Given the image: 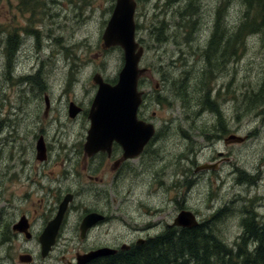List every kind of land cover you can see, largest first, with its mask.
Instances as JSON below:
<instances>
[{"label":"rangeland","instance_id":"1","mask_svg":"<svg viewBox=\"0 0 264 264\" xmlns=\"http://www.w3.org/2000/svg\"><path fill=\"white\" fill-rule=\"evenodd\" d=\"M43 1L35 7L44 17L41 21L28 18L32 16L24 12L28 2L0 0V39H4L0 46V211L13 217L19 205L45 216L46 206L40 201L45 192L39 188L29 192L32 181L38 187L52 181L57 189L50 195L58 202L69 190L75 200L60 248L43 258L39 241L24 238L15 246L18 252H32V264H58L63 251L71 257L78 246L130 243L137 235L152 232L155 224L172 222L181 209L191 210L200 222L219 211L221 220L212 225L215 229L221 222V237L233 244L242 231L243 205L264 217V97L257 104L249 98H256L253 95L264 79V38L246 36L235 57L225 63L219 59L207 67L202 56L219 9L226 18L239 17L241 0H196L194 16L183 7L186 0H136L135 19L140 24L136 38L144 48L140 67L149 70L143 76V90L148 93L143 109L157 133L146 154L119 171H112L111 160L102 158L83 167L81 154L90 123L84 113L75 118L68 113L70 101L90 106L98 89L95 73L109 82L115 76L116 82L124 65L123 48L104 47L102 39L116 0ZM28 27L31 31H26ZM12 35H18L21 43L13 65L8 66L3 44L11 47L7 41ZM39 69L41 85L21 78L35 76ZM185 82L194 92L191 101L178 95L177 88ZM202 88L217 99L221 116L202 105ZM46 93L51 100L47 115ZM200 99L201 110H197ZM218 124H222L219 133ZM198 129L219 135L207 141ZM42 133L49 142L47 163L36 160V142ZM233 135L242 140L227 139ZM220 157L221 162L216 160ZM77 160L79 171L72 178V173L63 172L64 164L73 171ZM213 164L215 168L207 167ZM20 190L24 202L19 203ZM106 203H113L115 217L82 240L75 232L81 216L87 208H106Z\"/></svg>","mask_w":264,"mask_h":264},{"label":"trees","instance_id":"2","mask_svg":"<svg viewBox=\"0 0 264 264\" xmlns=\"http://www.w3.org/2000/svg\"><path fill=\"white\" fill-rule=\"evenodd\" d=\"M20 1L22 4L28 2L24 12H30L32 16H28L29 19L37 18L43 21L44 17L35 12V7L44 5L43 0H36L34 4L32 0ZM186 1L185 8L189 11V16L197 14L196 0ZM38 2L41 4H37ZM240 3L243 4L244 9L242 8L239 17L226 18V13L219 9L213 32L202 50L206 64L212 65L215 60L219 59L225 63L234 58L238 46L245 42L246 36L260 34L264 38V0H241ZM192 21L195 20L192 19ZM139 27L140 24L137 23V28ZM30 29L31 27H28L26 31H31ZM36 31L41 32L40 30ZM3 40L0 39V46ZM7 42L11 47L6 48L5 45L3 47L6 52L7 65L11 66L21 38H18V35H12ZM38 76H31V78L41 85L42 81L37 78ZM186 82L177 88L179 89L178 95L183 98V101H191L194 92L190 93L188 89L190 86H187ZM202 91V105L221 116L222 112L216 105L217 99H212L209 89L204 93L202 88L200 93ZM253 96L256 98H249L252 101H257L256 104L264 97V79L259 92L254 93ZM201 99L197 110H201ZM220 122H222L221 118H219ZM220 127L222 129V124ZM242 213V231L233 244H228L221 237L223 236L220 233L221 222L215 225V229L212 225L214 220H221L218 218L220 214L218 211L200 222L197 227L168 229L143 248L120 251L115 256L86 264H264V217H260L254 208L246 204L242 207Z\"/></svg>","mask_w":264,"mask_h":264},{"label":"water","instance_id":"3","mask_svg":"<svg viewBox=\"0 0 264 264\" xmlns=\"http://www.w3.org/2000/svg\"><path fill=\"white\" fill-rule=\"evenodd\" d=\"M136 8V0H116L115 8L102 35L104 47L119 45L123 48L125 61L115 85L106 81L100 73L93 76L98 89L89 111L90 127L84 144V151L89 156L98 152L110 153L115 140L123 148L122 160L135 158L143 152L144 147L156 133L153 122L138 118V108L143 96L138 82L140 77L146 74L147 68L140 67L144 48L136 38ZM77 113L78 110L71 106V117H75ZM230 138L242 140L235 135ZM36 149L38 158L43 160L47 153L43 136L37 141ZM71 196V194L65 196L55 218L48 223L41 236L43 257L49 254L56 242ZM101 218L102 216L95 212L87 214L81 223V236L84 237L86 229ZM175 219L177 225L192 226L198 223L195 214L187 209H182ZM125 248H129V245L121 246V249ZM117 251L116 248L103 247L79 254L76 264H86L94 258L111 255ZM20 259L22 262L30 263L32 256L25 254Z\"/></svg>","mask_w":264,"mask_h":264},{"label":"flooded vegetation","instance_id":"4","mask_svg":"<svg viewBox=\"0 0 264 264\" xmlns=\"http://www.w3.org/2000/svg\"><path fill=\"white\" fill-rule=\"evenodd\" d=\"M207 67H208V63H207ZM148 71L146 72L147 76H148ZM145 75H143V76H145ZM41 76L42 75L40 74L39 77H41ZM143 76L140 77L139 82H138V87L140 90L144 89V87H143L144 77ZM168 81L171 82L170 80H168ZM42 83L43 82H41V84ZM112 84L115 85V76L112 79ZM157 86L158 85L156 84V87ZM96 87H98L97 84H96ZM96 92L93 94L94 96H93V98L90 102V106L88 108H84L80 103H78L76 101H70L69 102V108H71V106H73V107H75L76 110H78V113L76 114L75 117H78L80 114L84 113V114H86V117L88 118L89 123H90L89 111H90L91 105L93 103V100L95 98ZM146 96H148V93L143 90L142 103L138 108V118L142 119L146 122H151L147 119L145 112H144V109H143L145 104H146V101H147ZM45 100H46L45 112H47V110H48L47 106L50 105V107H51V103H50L51 100H50L49 96L47 95V93L45 94ZM50 107H49V109H50ZM75 117H72V118H75ZM217 129H218L216 131L217 133H219L222 130L219 124L217 125ZM198 130H199V132H202V138L204 140H207V141H209L210 139H214L216 137V135H219V134H214L213 132H206L204 129H198ZM156 133H157V127H156ZM156 133L153 136V138L149 141V143L144 147L143 152L135 158L122 160V157L124 154L123 148L121 147L120 144L116 143L115 140L113 141L110 153L98 152V153H95L94 155L89 156L85 153V151H83L81 154V160H82L83 167H86V165L90 163V160H94L96 158H102V159L111 160L112 165L110 167H111L112 171H115V169L117 171H119L131 159L141 158L146 154V151L150 146V142L155 138ZM192 133H193V131L191 132V135L189 136L190 138H192ZM43 135H44L43 133H42V135L40 134V136H43ZM40 136H39V138H40ZM39 138L37 139V141L39 140ZM43 138H44V136H43ZM227 139H231V138H227ZM227 139H226V141H227ZM44 140H45V138H44ZM36 144H37V142H36ZM45 144L47 147V153H46V157L43 160H40L38 158V152L36 149V160L38 163H47L48 162V159L50 156V154L48 155L49 142L46 140ZM218 154H219V156H222V153H218ZM224 159H226V158H224ZM71 160L70 161L67 160L69 165H72ZM216 160L221 162L222 157H220L219 159H216ZM78 164H79V162L77 160V163L73 165L74 166L73 171H68V169L65 167L66 164H64V171L63 172L64 173L70 172V173H72L71 177L76 178L77 175L74 173V171H79ZM213 166H214V168L216 167L215 164H213ZM77 180H78V178H77ZM32 183L33 184L28 185V188H29L28 191L29 192L36 191V190H38V188L41 189L43 192H45V194L42 196L40 201L42 202V206H44V205L46 206V210L44 211L46 215L45 216L40 215L35 210L24 211L22 208L19 207V205L16 207V211H15L13 217H4L1 215L3 213V211H0V264H24L26 262H22L20 257L22 255H25V254L32 256L31 262L26 263V264H32L34 261L33 253L30 251H25V253H23L24 252L23 250H22L23 252H18V250L15 247L16 244H17V242L23 241L24 238H26V240H28V241L36 240V241H39V247H40V250H42V245L40 242L41 236H42L43 232L45 231L48 223L52 219L55 218V216L58 212V209H59V205L64 200L65 196H63V198L61 200L59 198L58 199L59 202H58L54 195H50L51 192H53L54 190L57 189L56 185L52 181L48 180L47 182H42V185H40L39 187L36 184H34L33 181H32ZM60 186L61 185L59 184L58 187H60ZM20 187H23V185H21ZM76 188L78 190L80 189L79 184H77ZM22 192H23V190H20L19 195L16 197V199L18 200L19 203L24 202V196L21 195ZM67 194H71L72 196H71L70 202L67 206L65 216H64L62 223L60 225L59 233L57 235L56 242L46 257H43L41 255L43 258L49 257L50 255H52V253L54 252L55 249L60 248V246H61L60 240H62L61 237H63V235H64L65 225H66V217H67L68 213L71 211L73 202L75 200V193L74 192L72 193V191L69 190V192H67L65 195H67ZM112 204L113 203H110V204L106 203V206H107L106 208H87L85 214L82 215L80 220L78 221V223L76 225V230H75L76 233L79 232V237L82 240H87L89 238L90 234L94 230L98 229L99 227H101L105 224H108L115 217V211L111 208ZM93 212L98 213L99 215L102 216V218L99 219L92 226L87 228L85 233H84V237H82L81 236V223L87 214L93 213ZM175 218L170 223L165 220V222L163 223L164 225H162V226H161V224L159 226H156V224H155L153 229H152V232L150 230H148L145 235L139 234L136 236V240H134L130 243L122 242V244L120 246L115 245V244H104V245L92 246V247L84 248V249H82V247L78 246L75 248L74 253L71 257H68V255L65 253V251H63L59 256L60 261L58 262V264H76L77 263V256L79 254L88 253L90 251H93V250H96L99 248H103V247H111L114 249L116 248L118 251H117V253H114L112 255L94 258L91 260L92 262H95V261L100 260V259L105 258V257L115 256L120 251L123 252V251H129V250H132L135 248H143L151 240L155 239L157 236L161 235L166 230H168V229L178 230V229L183 228L181 226L174 225V222L176 220ZM152 226H153V224H152ZM148 228H150V227H148ZM76 237H77V235H76ZM73 238H74V236L71 239H73ZM67 239H69V238H66V240ZM123 244L129 245V248L121 249V246ZM20 250H21V248H20ZM91 261H89V262H91Z\"/></svg>","mask_w":264,"mask_h":264},{"label":"bare ground","instance_id":"5","mask_svg":"<svg viewBox=\"0 0 264 264\" xmlns=\"http://www.w3.org/2000/svg\"><path fill=\"white\" fill-rule=\"evenodd\" d=\"M186 6V4H184L183 5V7H185ZM114 8H115V6H114ZM113 13V12H112ZM195 26V25H194ZM189 29V28H188ZM192 33V32H191ZM200 34V33H199ZM199 34H197V35H199ZM160 35V34H159ZM161 36V35H160ZM158 40V39H157ZM103 44H104V40H103ZM3 46H4V44H3ZM5 46L6 47H8V44L6 43L5 44ZM40 74H42V69H39L38 70V74L36 73V75H40ZM96 74V73H95ZM94 74V75H95ZM101 74V73H100ZM19 75H21V74H19ZM34 75H35V73H34ZM102 75V74H101ZM31 76L33 77V74L32 75H28L26 78H23L25 81H27L28 80V78H31ZM103 76V75H102ZM15 77V76H14ZM19 77V76H18ZM21 77V76H20ZM23 77H25V76H23ZM167 77V76H166ZM22 78V77H21ZM17 79V78H16ZM32 79V78H31ZM105 79V78H104ZM112 79V78H111ZM19 80L21 81V79L19 78ZM13 81V80H12ZM108 81V80H107ZM19 82V81H18ZM26 84H27V82H26ZM14 85V84H13ZM38 88V87H37ZM25 89V88H24ZM27 89V88H26ZM25 92H28V91H25ZM30 92V91H29ZM32 93V92H31ZM29 94V93H28ZM39 95V94H38ZM75 96V95H74ZM39 97V96H38ZM56 98H58V97H56ZM55 98V99H56ZM66 98V97H65ZM69 98H70V96H69ZM80 98V97H79ZM40 99V98H39ZM42 99V98H41ZM40 99V100H41ZM56 101V100H55ZM63 101V100H62ZM65 101V100H64ZM38 102V101H37ZM35 103V102H34ZM39 103V102H38ZM38 103H37V105H38ZM67 103V102H66ZM40 104H42V103H40ZM56 104V103H55ZM64 104V103H63ZM73 104V103H72ZM77 104V103H76ZM75 105V104H74ZM55 106V105H54ZM49 107H50V105L49 106H47V112H45V115H47V113H48V111H49ZM57 107V106H56ZM64 107H65V105H64ZM68 107V106H67ZM79 107V106H78ZM53 108H55V107H53L52 106V109ZM41 109V108H40ZM51 109V110H52ZM57 109V108H56ZM67 109V108H66ZM53 111H54V109H53ZM52 111V112H53ZM67 112H68V110H67ZM68 113H70V108H69V112ZM50 114V113H49ZM51 116H52V114H51ZM76 116V115H75ZM36 127V126H35ZM37 128V127H36ZM159 134V133H158ZM158 134H157V136H158ZM161 135V134H160ZM36 136V135H35ZM239 138V137H238ZM241 138V137H240ZM231 139H235V138H231ZM256 182V181H255ZM65 198V197H64ZM224 212V211H223ZM197 221H198V223L196 224V225H192V226H183V225H178V226H181V227H183V228H194V227H197V226H199V224H200V221L197 219ZM202 222V221H201ZM242 223V222H241ZM174 225H177V224H175V222H174ZM112 255V254H111ZM107 256V255H106Z\"/></svg>","mask_w":264,"mask_h":264}]
</instances>
